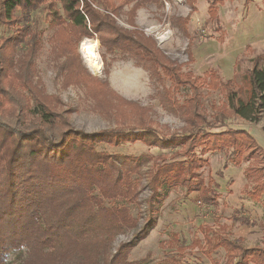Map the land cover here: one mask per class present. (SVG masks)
Masks as SVG:
<instances>
[{
  "label": "trees",
  "instance_id": "16d2710c",
  "mask_svg": "<svg viewBox=\"0 0 264 264\" xmlns=\"http://www.w3.org/2000/svg\"><path fill=\"white\" fill-rule=\"evenodd\" d=\"M168 1L0 0V29L25 24L32 12L45 7L49 24L55 29L51 38L53 52L64 58L60 66L63 82L85 86L88 95L98 102L99 110L122 113L127 120L118 128L96 133L71 128L39 86L28 76H20L13 57L26 42L29 55L38 52L42 34L24 25L16 34L0 37V264H7L8 256L23 248L30 256L52 264H58V259L62 264L68 263L75 255L78 264H144L129 261V255L157 225L159 207L173 189L181 187L187 194L196 191L208 205L219 202L218 184L203 176L208 154L226 152L225 169L238 167L241 153L256 162L264 157L263 147L249 130L228 126L229 121H260L264 111V55L253 59L242 85L233 79L223 80L214 69L203 78L184 72L182 64L171 60L153 37L134 24L139 9L149 4L163 6ZM197 1L186 0L190 13L174 21L186 36ZM226 1L229 0H207L213 25L220 23L219 8ZM254 1L245 0V4ZM125 6H132L128 14L132 30L116 19ZM95 35L104 49L101 56L106 76L111 67L107 54L133 60L136 67L148 73L151 82L163 87V106L179 112L186 123L181 133L159 130L148 117L147 109L133 101L121 97L117 102L110 100L108 94L115 92L109 81L92 74L78 52L81 41L94 39ZM166 82L171 85L166 87ZM204 86L223 97L220 103H211L210 110L203 103ZM21 90L35 101L32 114L36 118L32 120L24 114L25 103L21 106L19 102V109L9 107ZM179 95H183L182 100ZM126 144H142L160 154L121 156L103 149ZM150 161L146 174L152 192L151 213L133 240L107 256L113 234L125 227H137L139 220L126 205L108 207L105 201L122 199L126 204H136L141 190L132 176L140 175L143 165ZM261 170L249 168L246 174L251 176ZM246 193L254 201L261 200L264 181ZM204 242L205 245L198 241L188 246L179 243V253H186L191 246L205 255L223 249L225 264H264V245L245 247L240 240L213 232L205 236Z\"/></svg>",
  "mask_w": 264,
  "mask_h": 264
},
{
  "label": "rangeland",
  "instance_id": "374dc122",
  "mask_svg": "<svg viewBox=\"0 0 264 264\" xmlns=\"http://www.w3.org/2000/svg\"><path fill=\"white\" fill-rule=\"evenodd\" d=\"M167 3L168 5L165 3L163 6L149 4L139 9L134 18L136 27L153 37L171 60L182 64L184 72H192L196 77L203 78L209 70L214 69L223 80L233 79L237 85H242L246 72L253 66V59L264 55V0H255L249 5L245 4V0L226 1L219 8L218 25H213L209 20L207 0H198L197 9L187 27L188 36L174 24V21L179 17H186L191 11L190 6L186 0H170ZM131 8L132 6H125L119 18H116L121 26L129 30L134 28L128 23ZM24 25L35 28L42 34V48L34 55H29L28 42L18 47L13 57L18 63L20 76L24 79L28 76L33 84L39 86L48 96L52 108L64 115L71 128L96 133L115 129L126 123L127 120L122 113L99 110L98 102L88 95L85 86L67 85L63 82L60 66L64 58L53 52L51 38L55 29L49 24L45 7L32 12L30 20L25 24L2 27L0 37L14 35L18 28L24 29L26 27ZM94 37L84 40L97 43L100 69H92L86 62L81 51L84 40L78 45V52L92 74L101 80L109 81L111 90L115 92L108 94L110 100L117 102L121 97L133 101L147 109L148 117L159 130L164 133H181L186 123L179 112L163 106V87L151 82L147 72L136 67L133 60L122 59L121 55H106V61L111 65L110 75L106 76V66L101 56L104 49L100 46L98 36ZM165 85L169 87L171 83L166 82ZM203 94V103L207 110H210L211 103L218 104L223 100L219 92H209L206 86L203 87ZM18 95L19 97L9 107L19 109L17 104L20 102L23 106L25 103L27 109L24 110V114L27 120L36 118L32 114L35 101L31 95L25 90L18 92ZM178 98L182 100L183 95H179ZM228 126L249 130L264 149V111L258 123L229 121ZM103 149L121 156L144 157L160 154L157 150H150L142 144H126L118 148L104 146ZM227 156L224 151L208 154L206 157L209 162L203 169L205 179L207 181L212 179L218 184L217 190L221 197L217 205L203 203L196 191L187 194L181 187L173 189L159 207L157 225L147 238L134 246L129 261H141L144 264H225L223 249L205 255L198 248L191 246L186 253H179V243L188 246L200 241L205 245V236L211 235L212 232L231 240H240L245 247L264 245V195L261 200L254 201L246 193L264 181V157L261 156L260 162H256L241 153V164L225 169ZM151 164L152 161L145 163L141 174L132 176L141 190L136 204H126L122 199L105 201L108 207L126 205L131 215L139 220L137 227H125L113 234L112 242L105 254L107 256L114 254L120 245L133 240L136 233L146 224L151 213L149 200L152 194L146 173ZM249 168H261L262 172L248 176L246 170ZM61 201L70 203V200ZM153 205L156 207L155 202ZM45 209L42 208L43 211ZM57 261L58 264H62L60 259ZM7 264L52 263L41 257L30 256L27 249L23 248L13 251L8 256ZM65 264H78V255Z\"/></svg>",
  "mask_w": 264,
  "mask_h": 264
},
{
  "label": "bare ground",
  "instance_id": "6f19581e",
  "mask_svg": "<svg viewBox=\"0 0 264 264\" xmlns=\"http://www.w3.org/2000/svg\"><path fill=\"white\" fill-rule=\"evenodd\" d=\"M97 43L91 40H84L81 45L82 54L92 69H100L101 61L97 52Z\"/></svg>",
  "mask_w": 264,
  "mask_h": 264
},
{
  "label": "built area",
  "instance_id": "2783aa9c",
  "mask_svg": "<svg viewBox=\"0 0 264 264\" xmlns=\"http://www.w3.org/2000/svg\"><path fill=\"white\" fill-rule=\"evenodd\" d=\"M166 3V5H168V3L167 2H165Z\"/></svg>",
  "mask_w": 264,
  "mask_h": 264
}]
</instances>
